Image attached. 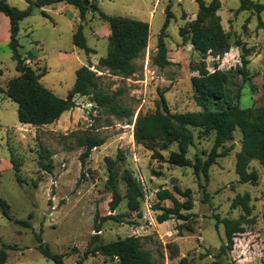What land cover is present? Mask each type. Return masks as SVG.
Masks as SVG:
<instances>
[{"label":"rangeland","instance_id":"1","mask_svg":"<svg viewBox=\"0 0 264 264\" xmlns=\"http://www.w3.org/2000/svg\"><path fill=\"white\" fill-rule=\"evenodd\" d=\"M35 1V0H34ZM84 14L80 8L64 2L49 6H33L32 13L20 22L18 39L20 52L27 64L38 73L47 69L41 82L60 97H67L76 81V72L91 65L101 77L105 90H122L121 103L135 110L131 119L119 118L93 107L87 96L77 95L78 106L65 112L52 124L34 126L18 118V103L0 94V196L11 206L13 219L0 207V250L7 247L4 264H55L39 250L42 242L55 253L65 254V264H75L83 257L88 242L100 234L101 242L128 235L142 237L143 246L152 251L156 264H180L187 257L190 264H264V165L253 160L249 169L259 174L257 183L240 181L236 171L237 153L241 150L242 134L235 132V147L221 156L210 168L209 178L197 175L193 167H180L156 158L152 149L135 141V121L139 113L155 112L161 105V95L173 112L198 111L196 90L192 78L206 67L213 72L228 73V93L234 98L240 92L241 107L259 106L264 102V11H240L241 0H217L222 26L229 33L231 49L224 55L202 54L196 50L188 34L182 30L197 18V0H86ZM210 4L214 0H205ZM264 3V0H256ZM19 8L29 6L27 0H8ZM108 15H122L148 21L151 26L146 51L134 63L137 72L130 76L113 74L100 66L99 60L109 48L110 25L92 4ZM167 9L173 17L166 30L165 42L170 63L157 65L158 39L167 19ZM44 11L46 14H44ZM82 25L88 45L94 53L87 54L74 44L73 35ZM9 27V28H8ZM187 30V29H186ZM10 20L0 11V84L17 77V62L10 42ZM244 48L248 49L249 80L240 73ZM236 100V99H235ZM236 102V101H235ZM216 107L213 100L208 102ZM85 132L105 136L106 142L92 150L85 167L80 159L85 147L77 138ZM215 141L214 133L194 128V144L188 157L195 160L196 152L206 159ZM223 147L220 148V150ZM44 149L52 152V171L40 165ZM160 152L167 159L178 143ZM123 159H119V156ZM12 157L18 165L16 169ZM164 159V160H165ZM116 162L117 185L124 200L111 211L112 191L107 188L109 162ZM130 173L142 186L140 211H132L127 197ZM190 188L195 206L188 220L172 218L160 223L162 210L156 205L171 207L170 200L160 201L158 191L174 186ZM248 193L252 207L246 231L235 237L232 248L227 245L225 225L219 219L238 218L244 209L233 207L239 194ZM180 200L185 198L175 193ZM124 214V221L109 219L96 228L95 218L108 214ZM22 222H28L24 224ZM83 264H119L102 254L87 258Z\"/></svg>","mask_w":264,"mask_h":264},{"label":"trees","instance_id":"2","mask_svg":"<svg viewBox=\"0 0 264 264\" xmlns=\"http://www.w3.org/2000/svg\"><path fill=\"white\" fill-rule=\"evenodd\" d=\"M86 0H27L29 6L26 9H19L11 5L8 0H0V11L5 13L10 19V42L9 46L13 52V58L17 62V70L20 74L11 79L7 88L0 84V94L4 93L9 98L18 103V118L21 123L34 126L48 125L56 122L61 116L78 106L77 95L90 98L93 107L106 113H111L119 118L131 119L135 116V110L125 106L120 101L122 90L110 92L105 90L101 83V77L96 71L91 69V65H83L76 72V81L67 97H60L51 89L47 88L42 82L41 77L47 73L43 69L38 73L35 68L27 64L25 56L20 52V42L18 33L20 22L32 13L33 6L44 7L56 3L64 2L80 8L84 14L88 8L85 6ZM199 11L197 18L182 30V34H188L195 49L202 54L213 53L224 55L231 49V39L229 33L222 26L217 10L220 4L214 0L207 4L205 0H197ZM93 8L99 10L100 16L109 23L110 34L108 37L109 48L105 56L99 60L100 66L110 70L111 73L130 77L137 72L134 61L139 58L147 49L150 40L151 26L148 21L139 20L133 17L122 15H108L100 10L97 4H92ZM240 11L254 10L260 14L264 11V3L256 0H241ZM167 19L158 39V50L154 57L157 65L164 67L170 63L167 57L168 49L165 42L166 30L173 17L172 12L167 9ZM44 14L46 12L44 11ZM261 27L264 22L260 20ZM74 44L86 51L87 54L94 53V49L88 45L87 37L84 34L83 26L80 25L73 35ZM248 49L244 48L242 56V66L240 73L245 80H249L247 65L250 60L247 58ZM228 73L221 69L211 72L206 67L202 68L199 75L192 78L193 86L196 90L195 99L201 110L173 112L165 98L161 95V105L155 112L139 113L135 121L134 137L139 144H145L152 149L156 158L177 165L180 167H193L197 175L203 174L209 178L210 168L221 156L228 155L234 149L235 144L224 147L229 141L234 140L235 132L239 130L242 134L241 150L237 153L236 171L241 182L257 183L259 174L256 170H250L249 166L253 160H259L264 165V102L259 106L241 107L240 92L236 98L228 93ZM236 99V100H235ZM215 101L216 107H211L208 103ZM236 101V102H235ZM194 128H199L203 133H214V145L206 159L196 152L195 160L188 157L189 148L194 144ZM78 145L85 147L80 156L83 167L87 164L92 150L106 142L105 136L85 132L77 138ZM178 143V150L170 152L167 159L160 152L172 143ZM223 147L221 150L220 148ZM52 152L44 149L41 153L40 165L48 171H52L53 160L44 162L45 158H51ZM119 159H123L120 155ZM165 159V160H164ZM12 163L16 169L17 177L18 165L12 157ZM116 162H109V177L107 188L112 191L110 202L111 211H115L122 201L124 195L117 185ZM125 179L128 184L127 197L129 207L132 211H140L141 200L144 197L143 186L130 174L127 173ZM185 199L180 200L176 194ZM160 201L170 200L171 207H163L159 204L155 209L163 212L157 216L160 223L168 221L174 217L188 220L192 215L194 198L190 188L182 190L179 186H174V191L160 189L158 191ZM251 197L248 193L239 194L233 207L241 206L245 214L238 218L225 217L219 219L225 225L227 245L223 249L234 246L235 237L239 233L246 231L245 225L254 223L255 219L250 218L252 207ZM0 207L3 214L9 219H13L10 214V204L0 196ZM114 219L119 222L124 221V214H108L95 218L96 228H100L102 222ZM28 224V222H22ZM41 254L51 259L55 264H65L63 253H55L50 247L42 242L38 236ZM7 246L0 250V264H4L8 259ZM102 254L111 260H118L119 264H156L153 253L150 249L143 246L142 237L138 235H128L109 242H101L100 234H94L88 242L83 257L79 258L75 264H83L90 256ZM180 264H190L187 257L181 259ZM206 264V263H205Z\"/></svg>","mask_w":264,"mask_h":264},{"label":"water","instance_id":"3","mask_svg":"<svg viewBox=\"0 0 264 264\" xmlns=\"http://www.w3.org/2000/svg\"><path fill=\"white\" fill-rule=\"evenodd\" d=\"M87 4H88V1H85V6H87Z\"/></svg>","mask_w":264,"mask_h":264},{"label":"crops","instance_id":"4","mask_svg":"<svg viewBox=\"0 0 264 264\" xmlns=\"http://www.w3.org/2000/svg\"><path fill=\"white\" fill-rule=\"evenodd\" d=\"M10 20V19H9ZM9 28V27H8ZM11 35V33H9Z\"/></svg>","mask_w":264,"mask_h":264}]
</instances>
